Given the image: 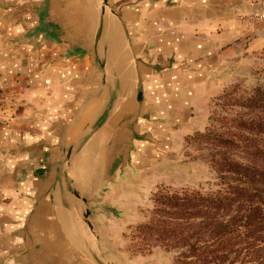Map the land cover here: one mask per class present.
Instances as JSON below:
<instances>
[{"label":"crops","instance_id":"obj_1","mask_svg":"<svg viewBox=\"0 0 264 264\" xmlns=\"http://www.w3.org/2000/svg\"><path fill=\"white\" fill-rule=\"evenodd\" d=\"M110 3L99 20L98 0H0V184L20 191L0 209V264H98L79 203L57 177L60 148L93 128L68 175L107 241L111 214L98 206L131 190L134 168L147 164L140 149L164 130L200 129L192 120L203 102L243 69L227 67L242 53L226 54L243 32L214 0ZM125 148L129 161L107 172L105 159Z\"/></svg>","mask_w":264,"mask_h":264},{"label":"trees","instance_id":"obj_2","mask_svg":"<svg viewBox=\"0 0 264 264\" xmlns=\"http://www.w3.org/2000/svg\"><path fill=\"white\" fill-rule=\"evenodd\" d=\"M217 98L222 113L193 140L208 148L218 187L156 194L139 232L178 250L173 264H264V89Z\"/></svg>","mask_w":264,"mask_h":264},{"label":"rangeland","instance_id":"obj_3","mask_svg":"<svg viewBox=\"0 0 264 264\" xmlns=\"http://www.w3.org/2000/svg\"><path fill=\"white\" fill-rule=\"evenodd\" d=\"M213 6L221 8L223 15H227L229 29L243 32L236 39V46L226 53L227 56L242 53V63H239L238 57L237 62L231 61L227 67L243 69L236 72L233 81L224 90H233L234 95H244L257 86L264 89V0H214ZM251 40L254 42L251 43ZM223 91L211 100L204 101L199 112L194 115L192 121L198 123L200 129L187 134H172L171 138L168 135V146L163 153L151 156L147 167L133 175L127 185L131 190L111 191V197L107 199L109 201L104 203L120 202L123 205H117L118 214L111 217L107 241L96 247L95 240L90 237L99 260L111 259L119 264H173L178 250L165 249L154 243L145 244L138 226L153 215L154 198L158 193L183 188L205 193L218 187L215 184V172L205 158L208 148L193 138H200L197 133L205 131L212 114L222 113L221 100L217 97ZM165 139L162 138L163 141ZM19 192L15 184H0V209ZM120 195L123 197L119 200ZM98 198L101 199L100 196Z\"/></svg>","mask_w":264,"mask_h":264},{"label":"water","instance_id":"obj_4","mask_svg":"<svg viewBox=\"0 0 264 264\" xmlns=\"http://www.w3.org/2000/svg\"><path fill=\"white\" fill-rule=\"evenodd\" d=\"M99 2V20H100V16L104 13V11L106 9L111 10L112 12H114V9L111 8V3L110 0H98ZM29 35H35L31 30H27V32L25 33V36H23V38H28ZM51 40L55 41V39L53 38V36L50 38ZM57 41V40H56ZM57 42L59 43H63V40H58ZM74 52L73 50H66L65 52L62 53V55H66V56H71L73 55ZM100 66L103 68L104 67V63L101 64ZM136 99L137 101H141L142 99V87L140 82H138L137 84V90H136ZM91 129L93 130V128L91 127H86L84 128L80 134H78V136L76 138H74L73 140H71L67 145L63 146L60 148V152H61V159L59 161V169H58V174L57 177L58 179H61L63 181V184L65 185V188L68 192H70L76 199L77 202L79 203V217L82 220V222L85 224L87 230L89 231V244L91 246V253L93 256V259L98 263V264H119L118 261L115 260H111V259H107V260H99L97 257V254L94 250V245H92V243L90 242V237H93V239L95 240L96 243V247L98 246V244L103 243V239L100 238V234L95 230V226L91 220V212H90V208L88 206V198L87 196L82 193L79 190V187L75 184V181H72V179H70L69 175H68V171L71 169V165L73 164L75 158L77 156H79L82 152H85L87 149V145H88V140L89 138L87 137V134L91 131ZM162 138H166L164 141L162 140ZM162 138H151L153 139V142L151 143V149L148 150L147 147H143L140 149V153H146L147 155V160L146 163H148V159L153 157L158 156L159 154H162L164 149L167 148V138L168 135L166 134V131L164 130L163 136ZM136 151V148L133 150V152ZM130 152L127 148H125L122 153L120 155H117L116 157L111 158V160L107 157L105 159V168L107 172H111L114 170H117L119 164L122 162V159L124 158V160L129 161V156H130ZM112 157V156H111ZM138 160L137 165L139 164ZM144 162V158L142 157V166H138L137 168H134L135 170H139L141 168H146L147 164L143 165ZM138 173V172H137ZM108 176V175H107ZM110 177V175H109ZM60 180V181H61ZM108 181L110 182L109 178H105V182L108 183ZM102 204V203H100ZM99 210L109 213L111 214V217H115L117 216L118 212L116 209V205L114 204H107L104 203L100 206H98Z\"/></svg>","mask_w":264,"mask_h":264}]
</instances>
